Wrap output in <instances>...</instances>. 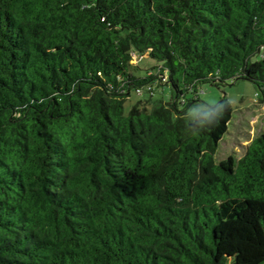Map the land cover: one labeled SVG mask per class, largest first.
<instances>
[{
	"label": "trees",
	"instance_id": "1",
	"mask_svg": "<svg viewBox=\"0 0 264 264\" xmlns=\"http://www.w3.org/2000/svg\"><path fill=\"white\" fill-rule=\"evenodd\" d=\"M238 80L264 102V0H0V264H264V133L216 163L231 105L190 118Z\"/></svg>",
	"mask_w": 264,
	"mask_h": 264
},
{
	"label": "rangeland",
	"instance_id": "2",
	"mask_svg": "<svg viewBox=\"0 0 264 264\" xmlns=\"http://www.w3.org/2000/svg\"><path fill=\"white\" fill-rule=\"evenodd\" d=\"M139 68L136 67V61H133L132 73L136 77H143L148 70H156L158 62L150 59L147 55L138 58ZM153 94L147 92L137 95L135 91L131 92L129 98L124 103V114L127 115L131 107L138 101L150 99V108L158 102H171L172 91L167 85H152ZM197 102L195 107L190 109H202L219 104L225 99L232 108L231 120L228 125V131L218 145L215 154V162L226 159L228 156L241 157L244 146L252 139L259 137L264 133V102H259V94L256 86L249 81L238 80L235 83L227 82L219 86L210 83H201L196 88ZM190 93L184 94V98L189 100ZM181 108L180 104H178Z\"/></svg>",
	"mask_w": 264,
	"mask_h": 264
},
{
	"label": "clouds",
	"instance_id": "3",
	"mask_svg": "<svg viewBox=\"0 0 264 264\" xmlns=\"http://www.w3.org/2000/svg\"><path fill=\"white\" fill-rule=\"evenodd\" d=\"M218 105L215 109L209 110L202 108L199 112L191 111L190 118H192L193 124L195 125V131L213 125L216 120L223 114L225 105L223 103Z\"/></svg>",
	"mask_w": 264,
	"mask_h": 264
},
{
	"label": "built area",
	"instance_id": "4",
	"mask_svg": "<svg viewBox=\"0 0 264 264\" xmlns=\"http://www.w3.org/2000/svg\"><path fill=\"white\" fill-rule=\"evenodd\" d=\"M132 60L135 62L136 61V63L138 62V58H137V56H135V55H132ZM132 61V62H133ZM159 70V69H158ZM158 70H157V72L155 73V74H157V76H158V79H159V81H161V82H164V81H166V78H167V74L164 72L163 74H159L158 73ZM145 91H147V92H149L150 94H152V92H153V89H152V86H147V87H145V88H138V89H136V91H135V93L137 94V95H141V94H143Z\"/></svg>",
	"mask_w": 264,
	"mask_h": 264
}]
</instances>
